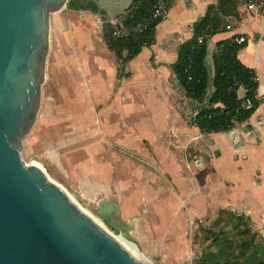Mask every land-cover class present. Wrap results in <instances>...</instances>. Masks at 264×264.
Here are the masks:
<instances>
[{"label": "rangeland", "instance_id": "1", "mask_svg": "<svg viewBox=\"0 0 264 264\" xmlns=\"http://www.w3.org/2000/svg\"><path fill=\"white\" fill-rule=\"evenodd\" d=\"M70 4L52 15L41 106L21 144V156L25 163L41 167L110 231L135 243L151 263L197 264L217 247L212 231L221 227L215 225L219 211L210 207L199 213L197 205L188 211L186 193L168 174L172 170L153 166V134L145 131L141 117L119 119L124 107H113L115 90L106 94L104 103L105 91L102 96L95 81L91 88L90 76L97 74L85 76V62L95 65L91 53L102 52L96 31L112 24L104 17L83 18L70 11ZM243 9L240 5L239 16H232L234 22ZM121 16L115 19L121 21ZM94 21L99 28H92ZM111 125L116 129L109 133ZM193 170L173 172L194 177ZM197 187L198 181L193 182L192 188Z\"/></svg>", "mask_w": 264, "mask_h": 264}, {"label": "crops", "instance_id": "2", "mask_svg": "<svg viewBox=\"0 0 264 264\" xmlns=\"http://www.w3.org/2000/svg\"><path fill=\"white\" fill-rule=\"evenodd\" d=\"M84 1L72 0L70 11L81 13L89 20L100 18L83 5ZM217 2L174 0L167 17L157 25L154 44L144 47L127 62L125 72L128 74L124 76L119 75L120 63L106 43L103 25V30L96 31L102 52L91 53L96 63L90 64L87 60L84 73L85 76L97 74L96 78L90 76V86L92 88L96 82L94 87L102 96L105 91L103 102L106 94L115 90L111 94L113 107H124L119 119L141 117L145 131L153 134V166L172 170L171 174L167 173L186 193L184 202L188 211L196 205L199 213L210 207L217 212L229 209L245 215L253 229L264 236V8L251 11L241 4L246 12L237 22L228 17L232 29L216 34L208 42V63L213 69V55L219 41L233 36L246 38L247 45L240 50L239 58L255 70L259 82L257 96L261 100L249 120L227 132H201L191 124L195 107L185 96L172 69L181 44L193 37L194 23L205 15L208 6ZM99 26L94 21L92 28ZM89 43L94 48L92 34ZM238 94L244 97L246 90L241 88ZM115 129L116 126L111 125L109 133ZM178 168L194 169V177H189L190 172L189 175L174 173ZM196 181L198 187L192 188Z\"/></svg>", "mask_w": 264, "mask_h": 264}, {"label": "water", "instance_id": "3", "mask_svg": "<svg viewBox=\"0 0 264 264\" xmlns=\"http://www.w3.org/2000/svg\"><path fill=\"white\" fill-rule=\"evenodd\" d=\"M134 1L95 0L90 10L110 21ZM70 2L0 0V264H150L130 255L21 156L41 106L52 15Z\"/></svg>", "mask_w": 264, "mask_h": 264}, {"label": "trees", "instance_id": "4", "mask_svg": "<svg viewBox=\"0 0 264 264\" xmlns=\"http://www.w3.org/2000/svg\"><path fill=\"white\" fill-rule=\"evenodd\" d=\"M156 1L135 0L128 13L121 16V23L130 26L149 17ZM241 4V0H218L217 4L208 6L205 15L193 25V37L181 44L178 59L172 65L185 96L195 107L191 124L203 133L230 131L249 120L261 104L257 96V74L239 58L247 42L238 43L235 36L219 41L213 55V69L208 63L209 40L227 31L228 17H238ZM161 21L153 19L142 32L122 38H114L111 25H105V40L119 60L120 76L128 74L125 72L127 62L144 47L154 44ZM200 37L203 43L198 42ZM241 88L246 90L244 97L238 94ZM247 98L253 102L250 109L244 107ZM223 217H227V221ZM217 218L215 225L221 227L212 231L217 247L204 253L197 264H264V236L253 229L245 215L221 209ZM235 249L240 251L238 255L234 254Z\"/></svg>", "mask_w": 264, "mask_h": 264}, {"label": "built area", "instance_id": "5", "mask_svg": "<svg viewBox=\"0 0 264 264\" xmlns=\"http://www.w3.org/2000/svg\"><path fill=\"white\" fill-rule=\"evenodd\" d=\"M174 0H157L154 8L152 9L149 17L132 24L130 26H124L121 21L117 19L110 20V23L112 24L113 29V37L114 38H122L126 37L132 33H140L144 29L148 27V25L153 21V19H164L169 14V11L172 7ZM242 4L245 5L246 9L248 10H258L260 8H264V0H241ZM120 25V27H118ZM232 23L227 22L226 29L231 30L232 29ZM235 41L238 43H244L246 41V38L243 36H237L235 37ZM199 43H203V38L200 37L198 39ZM244 107L247 109H250L253 107V102L251 99H245L244 101Z\"/></svg>", "mask_w": 264, "mask_h": 264}, {"label": "bare ground", "instance_id": "6", "mask_svg": "<svg viewBox=\"0 0 264 264\" xmlns=\"http://www.w3.org/2000/svg\"><path fill=\"white\" fill-rule=\"evenodd\" d=\"M49 179H50V177H49ZM69 198L71 199L70 196H69ZM71 201H73V200L71 199ZM74 203L81 209V211H83V213L88 215V217H90L94 223H96L99 227H101L104 231H106L111 237H113L130 255H132L133 257H137V258H140L142 260H145V261L149 262L150 264H153L142 254V252L139 250V248L136 246L135 243L129 241L123 235H117L114 232L110 231L99 219L91 216L88 212H86L84 209H82L76 202H74Z\"/></svg>", "mask_w": 264, "mask_h": 264}, {"label": "flooded vegetation", "instance_id": "7", "mask_svg": "<svg viewBox=\"0 0 264 264\" xmlns=\"http://www.w3.org/2000/svg\"><path fill=\"white\" fill-rule=\"evenodd\" d=\"M83 5L86 6V7H89L92 10L96 9L95 0H86V1L83 2Z\"/></svg>", "mask_w": 264, "mask_h": 264}]
</instances>
